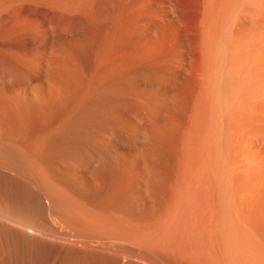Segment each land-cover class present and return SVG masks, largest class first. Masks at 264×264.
<instances>
[{
  "label": "rangeland",
  "instance_id": "rangeland-1",
  "mask_svg": "<svg viewBox=\"0 0 264 264\" xmlns=\"http://www.w3.org/2000/svg\"><path fill=\"white\" fill-rule=\"evenodd\" d=\"M263 43L264 0H0V135L15 126L18 143L34 151L88 97H100L93 105L115 127L94 131L103 156L85 154L95 158L87 170L84 157L76 168L95 187L113 162L118 174L107 197L84 198L57 178L50 160L29 161L54 213L49 222L9 224L34 232L39 246L29 260L53 264L47 247L127 254L144 264H264ZM19 94L29 112L12 101Z\"/></svg>",
  "mask_w": 264,
  "mask_h": 264
},
{
  "label": "bare ground",
  "instance_id": "bare-ground-1",
  "mask_svg": "<svg viewBox=\"0 0 264 264\" xmlns=\"http://www.w3.org/2000/svg\"><path fill=\"white\" fill-rule=\"evenodd\" d=\"M212 1V0H211ZM219 1V0H218ZM227 1V0H226ZM235 1V0H234ZM260 1V0H259ZM209 2V1H208ZM222 2V1H221ZM219 3V2H218ZM226 3V2H225ZM243 4V3H242ZM249 4V3H248ZM254 4V3H253ZM240 5H241V3H240ZM216 6V5H215ZM235 6V5H234ZM247 6V5H246ZM253 6V5H252ZM212 7V6H211ZM225 8V7H224ZM233 8V7H232ZM259 9V8H258ZM230 10H232V9H230ZM239 11V10H238ZM245 11H246V9H245ZM224 12V11H223ZM233 12V11H232ZM231 12V13H232ZM235 12V11H234ZM252 12V11H251ZM255 12H256V10H255ZM208 13V12H207ZM254 15H255V13H254ZM250 17V16H249ZM211 18H212V16H211ZM241 18V17H240ZM255 20V19H254ZM222 21H224V20H222ZM246 21V20H245ZM209 22V21H208ZM259 23V22H258ZM208 25V24H207ZM238 25V24H237ZM249 25V24H248ZM231 26V25H230ZM217 27V26H216ZM221 27V26H220ZM232 27V26H231ZM207 28V27H206ZM216 29V28H215ZM232 29V28H231ZM204 30V29H203ZM224 30V29H223ZM251 30V29H250ZM227 32H229V31H227ZM257 32V31H256ZM218 33V32H217ZM221 34H223V33H221ZM250 34V33H249ZM227 35V34H226ZM229 35V34H228ZM238 35V34H237ZM244 36V35H243ZM242 36V37H243ZM248 36V35H247ZM231 37V36H230ZM235 37V36H234ZM209 39V38H208ZM211 39V38H210ZM223 39V38H222ZM253 39V38H252ZM215 42V41H214ZM221 42V41H220ZM226 42V41H225ZM255 42V41H254ZM218 43V42H217ZM260 44V43H259ZM264 44V43H263ZM208 45H209V43H208ZM222 45V44H221ZM214 46V45H213ZM256 46V45H255ZM220 47V46H219ZM208 48V47H207ZM223 48V47H222ZM254 48V47H253ZM261 49V48H260ZM206 50V49H205ZM218 50V49H217ZM223 50H224V48H223ZM249 50H251V49H249ZM206 52V51H205ZM204 52V53H205ZM219 52V51H218ZM214 53H217L216 51L214 52ZM223 53V52H222ZM206 54V53H205ZM211 54V53H210ZM212 56V55H211ZM216 56H218V55H216ZM222 56V55H221ZM253 56V55H252ZM219 57V56H218ZM250 57V56H249ZM214 58H216L215 56H214ZM222 58V57H221ZM244 59V58H243ZM215 61H216V59H214ZM210 61V60H209ZM215 61H214V63H215ZM213 63V62H212ZM221 63V62H220ZM211 65V64H210ZM216 65V64H215ZM260 66V65H259ZM214 67H216V66H214ZM214 67H213V69H214ZM27 68V67H26ZM206 68V67H205ZM208 68V67H207ZM209 69V68H208ZM212 69V68H211ZM66 72V71H65ZM48 73V72H47ZM50 73V72H49ZM215 73V72H214ZM71 74V73H70ZM211 74V73H210ZM216 74H218V73H216ZM51 76V75H50ZM219 76V75H218ZM213 77V76H212ZM215 77V76H214ZM209 78V77H208ZM25 79V78H24ZM48 79V78H47ZM209 80V79H208ZM212 80H214V78L212 79ZM69 81V80H68ZM217 81V80H216ZM78 82V81H77ZM218 82V81H217ZM220 82V81H219ZM209 83V82H208ZM214 83V82H213ZM33 84V83H32ZM76 86V85H75ZM217 86V85H216ZM57 87V86H56ZM70 88V87H69ZM75 88V87H74ZM219 88V87H218ZM37 89V88H36ZM205 89V88H204ZM12 90V89H11ZM57 90V89H56ZM59 90V89H58ZM102 90V89H101ZM215 90V89H214ZM1 91H3V90H1ZM7 91V90H6ZM213 91V90H212ZM211 91V92H212ZM208 92V91H207ZM210 92V93H211ZM55 93V92H54ZM106 93V92H105ZM123 93V92H122ZM213 93V92H212ZM44 94V93H43ZM71 94V93H70ZM206 94V93H205ZM215 94V93H214ZM14 95V94H13ZM9 96V95H8ZM17 96V95H16ZM15 96V98L14 97H12V101L14 102L15 101V99H18V100H20V102H21V100H22V96H21V94H19L18 95V97H20V98H18V97H16ZM44 96V95H43ZM212 96V95H211ZM97 97V96H96ZM25 98H27V95L25 96ZM25 98H23L24 100H26ZM42 98L43 97H41L40 99L42 100ZM72 98V97H71ZM5 99V98H4ZM7 99V98H6ZM14 99V100H13ZM87 98H84V100H86ZM88 99H91V98H89L88 97ZM86 100L85 102H84V104H82V101H81V104L79 105V107L75 110V108L72 110L74 113L72 114L71 112V116L69 117H67V119L66 118H64L65 120H64V123L63 124H61V126L60 125H58L60 128L58 129L57 127V130L56 129H51L50 131H53V132H50L48 135L46 134H44L45 136H43L45 139H42V141H40V139L37 141V143L40 141V143L42 142L43 143V145H42V143H41V145L38 147L37 146V143H35V145H36V150L34 149L35 148V146H34V148H33V150L34 151H31L32 149L30 148V150H27V149H24V148H26V146L27 145H25V143H24V145H23V143L20 145L19 143H18V139H19V130L17 129V128H14L15 129V131H17V132H15L16 134H14V133H12L13 131V127H15V126H12V127H10V124H8V126H9V128L10 129H12L10 132L12 133V134H14V135H18V137H16L15 136V138H14V135L12 136L11 134H10V132L8 133V134H5V135H0V219H2V220H6V222L8 221V223H3V222H1V220H0V222L2 223H0L1 225H0V229H2L1 231H2V234H3V236H4V238H5V240L8 242V244H10V246H5V248L7 247L8 249H7V251H5L6 249L4 248V246L1 244V243H3V239H2V241H1V237H0V248L2 247V248H4L5 250V252H7V253H5V255H3V253L2 252H0V255H2V256H6V254H7V259L4 257V259H6L5 261H7V263L8 264H37L36 263V261L33 263L31 260H29V258H28V256L29 255H32V254H30V253H32V252H34V250L39 246V245H36V241L35 240H33L32 238H33V234L32 233H34V232H28V230L30 231V228L29 229H27L26 227L23 229L22 228V226H19V227H21V228H18L19 230H20V232H18L19 230L18 229H16V228H12V227H14V226H12L11 225V227L9 226V224H13L12 222H14V223H18V224H22L23 226L24 225H26V224H29V223H40V222H47L48 221V217H50L49 216V213L50 212H52V211H49V209H48V203H46L45 201L46 200H44V198H46V194H45V192L41 189V187H40V185H39V182H38V180H37V178H36V173H33V172H35L34 171V168L32 167L33 165H31L30 164V162H31V159L33 158L34 160L32 161V162H34L35 160H36V157H37V159L39 160V158L41 159V158H43V160L44 159H47V160H50L51 162H52V164H54L55 165V168H53V169H55L56 170V172H57V175L59 176V177H57L58 179L59 178H61V180H62V178H63V180H64V182H66V183H68V187H70L69 185H71L72 187V190L74 189V188H76L77 190H79V191H82L83 192V194H80V192L79 193H77L78 191H74V192H76L77 194H79L80 196L81 195H85L86 193L85 192H89V194H91V195H89V194H87V195H85L84 196V198L86 197V196H88L89 195V197H91V196H94V198H96L97 199V197H99L101 194L102 195H105L106 194V197H107V193L109 192V191H111V193H112V189L114 188V184H115V173H117L116 172V170L117 169H115V167H114V165H112L113 164V162H112V164L110 165L109 163V166H106V168L103 170L104 172H101V173H103L102 174V176H103V178H102V176L99 174V173H96V175L97 174H99L98 176H100L102 179H103V182L102 181H100V179H99V183H101V184H99L98 183V185H95V187H93V186H91V184H89L88 182H86V181H88V180H84L85 178L83 177H81L82 176V174L80 175V173H79V170H77L76 168L77 167H80V165L78 166V164H81V165H83L84 166V162H85V159L87 158V157H84L85 156V154H87V155H91L92 157L95 155V153H96V150L99 148V143H98V141H97V139H96V137H95V135L96 136H98L97 134H99V133H101V132H99L98 130H100L101 128L100 127H105L106 128V130L105 131H107V128H109V127H111V125L109 124H106V115L104 114V112H102V111H106V110H104V108H102L103 110L101 111H99V109L97 108V107H99L100 106V109H101V105L100 104H97L95 107H94V105L93 104H95V102L93 103V100L95 101L96 100V102L97 101H99V99H100V97H99V99L97 100V99H93V100ZM40 100V101H41ZM28 101V98H27V100L25 101V102H27ZM38 101V100H37ZM43 101V100H42ZM88 101V102H87ZM91 101V102H90ZM16 103H20L19 101L17 102V101H15ZM92 103V105H90V106H88L89 104H87V103ZM203 102V101H202ZM206 102V101H205ZM212 102V101H211ZM30 103V102H29ZM40 103V102H39ZM39 103H37L36 102V104H39ZM47 103V102H46ZM98 103V102H97ZM208 103V102H207ZM14 104V103H13ZM21 104H22V102H21ZM23 104L25 105L26 103H24V101H23ZM22 104V107H20V106H17V105H20V104H15V106H17L19 109H20V112H23V105ZM35 104V105H36ZM202 104V103H201ZM1 105V104H0ZM26 105H28V107L26 108V111H27V109L28 110H30V105L29 104H26ZM25 105V106H26ZM42 105H43V102H42ZM48 105V104H47ZM113 105V104H112ZM41 105H38L37 107L39 108ZM56 106V105H55ZM42 108H43V106H41ZM65 107V106H64ZM5 108V107H4ZM16 108V107H15ZM15 108H14V110H15ZM97 108V109H96ZM5 110V109H4ZM18 109H16V111H17ZM42 110V109H41ZM15 111V112H16ZM46 111V110H45ZM254 111V110H253ZM27 112H29V111H27ZM27 112H25V113H27ZM211 112V111H210ZM41 113V112H40ZM106 113V112H105ZM108 113V112H107ZM106 113V114H107ZM16 114H17V116L18 117H20L18 114H19V110L16 112ZM21 114V113H20ZM109 114V113H108ZM107 114V117H109L110 118V114L108 115ZM198 114V113H197ZM25 115V114H24ZM69 115V114H68ZM213 115V114H212ZM257 115V114H256ZM58 116V115H57ZM210 116H211V113H210ZM253 116H254V114H253ZM25 117H26V115H25ZM31 117V116H30ZM196 117V116H195ZM247 117V116H246ZM255 117H257V116H255ZM262 117V116H261ZM20 118H22V117H20ZM24 118V117H23ZM58 118V117H57ZM209 118V117H208ZM214 118V117H213ZM7 119V118H6ZM108 119V118H107ZM111 119L112 118H110V120L108 121L109 123H110V121H111ZM21 120V119H20ZM113 120V119H112ZM211 120V119H210ZM44 121V120H43ZM114 121V120H113ZM12 122V121H11ZM112 122V121H111ZM17 123V122H16ZM62 123V122H61ZM113 123V122H112ZM115 123V122H114ZM113 123V124H114ZM211 123V122H210ZM54 124V123H53ZM206 124V123H205ZM12 125V124H11ZM30 125V124H29ZM45 125V124H44ZM214 125V124H213ZM109 126V127H108ZM207 126V125H206ZM261 126V125H260ZM264 126V125H263ZM1 127V126H0ZM6 127V126H5ZM112 127L113 128H115L113 125H112ZM112 127L110 128L111 130H112ZM30 128V127H29ZM98 128H100V129H98ZM165 128V127H164ZM208 128V127H207ZM210 128H211V126H210ZM98 129V130H97ZM205 129V128H204ZM3 130V129H2ZM2 130H1V132H2ZM7 130V129H6ZM9 130V129H8ZM97 130V134H95L94 133V131H96ZM103 130V129H102ZM101 130V131H102ZM110 130V131H111ZM114 130V129H113ZM209 130H211V129H209ZM213 130V129H212ZM259 130V129H258ZM48 131V130H47ZM104 131V130H103ZM7 132V131H6ZM213 132H215V131H213ZM18 133V134H17ZM212 133V132H211ZM0 134H2V133H0ZM27 134V133H26ZM102 134V133H101ZM208 135V134H207ZM100 136V135H99ZM98 136V137H99ZM111 136V135H110ZM205 136V135H204ZM211 137V136H210ZM18 138V139H17ZM21 138V137H20ZM42 138V137H41ZM100 138V137H99ZM101 139V138H100ZM99 139V140H100ZM194 139V138H193ZM199 139V138H198ZM18 140V141H17ZM44 140V141H43ZM113 140V139H112ZM204 140V139H203ZM30 141V140H29ZM102 141V140H101ZM202 141V140H201ZM19 142H21V139H20V141ZM100 142V141H99ZM103 142V141H102ZM203 142V141H202ZM205 142V141H204ZM209 142V141H208ZM208 142H207V145H208ZM40 143H38V144H40ZM215 143V142H214ZM34 144V143H33ZM205 144V143H204ZM25 146V147H23V146ZM102 145H104V144H102ZM107 145V144H106ZM106 145H104L103 147H106ZM110 145V144H109ZM109 145H108V147H109ZM113 145V144H112ZM139 145V144H138ZM32 146V145H31ZM210 146V145H209ZM208 146V147H209ZM101 148H102V146H101ZM107 148V147H106ZM112 148V147H111ZM110 148V149H111ZM105 149V148H104ZM137 149V148H136ZM144 149V148H143ZM204 149V148H203ZM101 150H103V149H101ZM100 150V151H101ZM109 149H107V152H109L108 151ZM114 150V149H113ZM131 150V149H130ZM208 150V149H207ZM215 150H217V148L215 149ZM98 151V150H97ZM105 151V150H104ZM120 151V150H119ZM169 151V150H168ZM200 151V150H199ZM99 152V151H98ZM103 152V151H102ZM146 152V151H145ZM101 152H99V153H96V154H100ZM105 153V152H104ZM103 153V154H104ZM196 155V154H195ZM201 155V154H200ZM215 155H216V153H215ZM90 156V158L88 157V160L86 159V161H88L89 162V160H91V157ZM99 156V155H98ZM101 156H103L102 155V153H101ZM191 156V155H190ZM84 157V162L83 163H80L81 161H83V158ZM209 157V156H208ZM214 157V156H213ZM95 158V157H94ZM94 158H92V159H94ZM100 158V157H99ZM102 158V157H101ZM212 158V157H211ZM214 158H216V157H214ZM96 159H97V157H96ZM95 159V160H96ZM126 159V158H125ZM208 159V158H207ZM99 160V159H98ZM173 160V159H172ZM30 161V162H29ZM41 161H42V159H41ZM93 161L94 160H92V163H93ZM97 161V160H96ZM131 161V160H130ZM196 161V160H195ZM201 161V160H200ZM218 162V161H217ZM91 164V162H89L88 164H85V168H86V165H90ZM105 164V163H104ZM107 164V163H106ZM122 164V163H121ZM200 164V163H199ZM203 164V163H202ZM210 164V163H209ZM208 164V165H209ZM31 165V166H30ZM213 165V164H212ZM83 166H81L82 168H83ZM206 166H207V164H206ZM219 166V165H218ZM90 167V166H89ZM88 167V168H89ZM105 167V166H104ZM104 167H102V168H104ZM117 167V166H116ZM203 167V166H202ZM33 168V169H32ZM51 168V169H52ZM205 169H206V167H204ZM222 168V167H221ZM52 169V170H53ZM84 169V168H83ZM211 169V168H210ZM86 170H87V168H86ZM85 170V171H86ZM91 170V169H90ZM100 171H101V168L99 169ZM145 170V169H144ZM216 170V169H215ZM33 171V172H32ZM81 171V170H80ZM83 171V170H82ZM210 171V170H209ZM8 172V174L9 173H12L13 174V177L12 176H9V175H7L6 173ZM53 172H54V170H53ZM55 172V173H56ZM98 172V171H97ZM211 172V171H210ZM213 172V171H212ZM218 172V171H217ZM223 172V171H222ZM11 174V175H12ZM86 174V173H85ZM118 174V173H117ZM132 174V173H131ZM153 174V173H152ZM143 175V174H142ZM200 175V174H199ZM55 176V174L53 173V176L52 177H54ZM149 176V175H148ZM168 176V175H167ZM192 176V175H191ZM166 177V176H165ZM187 177V176H186ZM211 177V176H210ZM219 177V176H218ZM225 177V176H224ZM57 178H55V179H57ZM95 178V177H94ZM184 178V177H183ZM57 179V180H58ZM96 179H98V177L96 178ZM96 179H94L95 180V183L94 184H96L97 182H98V180H96ZM187 179V178H186ZM224 179V178H223ZM60 180V179H59ZM185 180V179H184ZM203 180V179H202ZM207 180V179H206ZM92 181V180H91ZM171 181V180H170ZM186 181V180H185ZM60 182V181H59ZM64 182H63V184H64ZM218 182V181H217ZM224 182V181H223ZM229 182V181H228ZM62 183V182H61ZM65 183V184H66ZM191 183V182H190ZM213 183V182H212ZM245 183V182H244ZM177 184V183H176ZM227 184V183H226ZM58 185V184H57ZM62 185V184H61ZM141 185V184H140ZM217 185V184H216ZM230 185V184H229ZM65 186H67V184L65 185ZM96 186H98V187H96ZM226 186V185H225ZM240 186V185H239ZM220 187V186H219ZM228 187V186H227ZM232 187V186H231ZM246 187V186H245ZM253 186H251V188H252ZM71 188H70V190H71ZM124 188V187H123ZM190 188V187H189ZM235 188V187H234ZM76 189H74V190H76ZM116 189V188H115ZM153 189V188H152ZM218 189H220V188H218ZM255 189V188H254ZM227 190V189H226ZM225 190V191H226ZM253 190V189H252ZM66 191V190H65ZM171 191V190H170ZM177 191H178V189H177ZM230 191V190H229ZM81 192V193H82ZM151 192V191H150ZM182 192V191H181ZM219 192V191H218ZM85 193V194H84ZM98 193H101L100 195L98 194ZM231 193V192H230ZM240 193V192H239ZM256 193V192H255ZM113 194V193H112ZM129 194V193H128ZM134 194V193H133ZM50 195V194H49ZM99 195V196H98ZM101 195V196H102ZM152 195V194H151ZM212 195V194H211ZM219 195H220V193H219ZM225 195V194H224ZM245 195V194H244ZM255 195V194H254ZM97 196V197H96ZM113 196V195H112ZM138 196V195H137ZM174 196V195H173ZM227 196V195H226ZM233 196V195H232ZM241 196V195H240ZM105 197V196H104ZM124 197H127V195H125ZM180 197V196H179ZM239 197V196H238ZM88 198V197H87ZM93 198V199H94ZM192 198V197H191ZM216 198V197H215ZM263 198V197H262ZM47 199V198H46ZM91 199L92 198H90V201H91ZM92 199V200H93ZM100 199H102L101 197H100ZM182 199V198H181ZM229 199V198H228ZM95 200V199H94ZM93 200V201H94ZM98 200V199H97ZM96 200V202L97 203H99V202H101V201H97ZM125 200V199H124ZM126 200H127V198H126ZM187 200V199H186ZM212 200V199H211ZM226 200H227V198H226ZM238 200H239V198H238ZM170 201V200H169ZM183 201V200H182ZM81 202V201H80ZM174 202V201H173ZM232 202V201H231ZM245 202V201H244ZM243 202V203H244ZM256 202V201H255ZM76 203V202H75ZM225 203V202H224ZM238 203V202H237ZM48 204V205H47ZM53 204V203H52ZM153 204V203H152ZM226 205H227V203H225ZM189 205V204H188ZM214 205V204H213ZM55 206V205H54ZM219 206L220 205H218V207L217 208H219ZM242 206V205H241ZM192 207V206H191ZM223 207V206H222ZM221 206H220V209H222V211H224L223 209L224 208H222ZM235 207V206H234ZM233 207V208H234ZM49 208H50V206H49ZM154 208V207H153ZM255 208V207H254ZM59 209V208H58ZM62 209V208H61ZM156 209V208H155ZM216 209V208H215ZM218 210V212H217V216L218 217H220V214H222V212H221V210ZM51 210V209H50ZM55 210V209H54ZM168 210H170V209H168ZM180 210V209H179ZM195 210V209H194ZM72 211V210H71ZM93 211V210H92ZM175 211V210H174ZM177 211V210H176ZM87 212V211H86ZM115 213V212H114ZM141 213V212H140ZM154 213V212H153ZM170 213V212H169ZM209 213V212H208ZM225 213H227V212H225L224 211V214ZM237 213V212H236ZM51 214H54L53 212L51 213ZM181 214V213H180ZM230 214V213H229ZM228 214V215H229ZM133 215V214H132ZM150 215V214H149ZM215 215H216V212H215ZM234 215V214H233ZM81 216V215H80ZM167 216V215H166ZM223 216V215H222ZM226 216H227V214H226ZM57 217V216H56ZM87 217V216H86ZM91 217V216H90ZM157 217V216H156ZM230 217V216H229ZM247 217V216H246ZM51 219H52V215H51V217H50ZM53 218H55L54 216H53ZM81 218V217H80ZM106 218V217H105ZM169 218V217H168ZM233 218V217H232ZM107 219V218H106ZM208 219V218H207ZM224 219V218H223ZM225 219H226V217H225ZM63 220V219H62ZM112 220V219H111ZM173 220V219H172ZM221 220V219H220ZM9 221H11V223H9ZM53 221V220H52ZM51 221V222H52ZM60 221V220H59ZM114 221V220H113ZM125 221V220H124ZM154 221V220H153ZM171 221V220H170ZM227 221V220H226ZM49 222V221H48ZM180 222V221H179ZM225 222V221H224ZM233 222V221H232ZM245 222V221H244ZM62 223V222H61ZM61 223H60V225H61ZM220 222H218V224H219ZM230 223H231V221H230ZM43 224V223H42ZM168 224V223H167ZM192 224V223H191ZM241 224V223H240ZM117 225V224H116ZM145 225H147V224H145ZM29 226H30V224H29ZM213 226V225H212ZM231 226V225H230ZM234 226V225H233ZM16 227V226H15ZM18 227V226H17ZM63 227H65V226H63ZM70 227V226H69ZM68 227V228H69ZM209 227V226H208ZM223 227V226H222ZM226 227V226H225ZM104 228V227H103ZM192 228V227H191ZM14 229H16V230H14ZM22 229L25 231L26 230V232H28V234L26 233V232H24V231H22ZM76 229V228H75ZM75 229H73V230H75ZM80 229V228H79ZM134 229V228H133ZM137 229V228H136ZM213 229V228H212ZM215 229V228H214ZM32 231H33V229H31ZM54 230V229H53ZM58 230V229H57ZM71 230V229H70ZM70 230H69V232H70ZM135 230V229H134ZM145 230V229H144ZM227 230V229H226ZM247 230V229H246ZM0 231V232H1ZM82 231V230H81ZM164 231V230H163ZM233 231V230H232ZM36 232V231H35ZM39 232V231H38ZM58 232V231H57ZM68 232V233H69ZM71 232H72V230H71ZM86 232V231H85ZM112 232H114V231H112ZM173 232V231H172ZM198 232V231H197ZM228 232H229V230H228ZM29 233H31L32 234V238L30 237V235H29ZM62 233V232H61ZM73 233V232H72ZM89 233V232H88ZM87 233V234H88ZM163 233H165V232H163ZM234 233H235V231H234ZM1 233H0V235H2ZM91 234V233H90ZM110 234V233H109ZM121 234V233H120ZM153 234V233H152ZM168 234V233H167ZM206 234V233H205ZM223 234H227V233H223ZM232 234V233H231ZM242 234V233H241ZM72 235V234H71ZM74 235V234H73ZM72 235V236H73ZM76 235V234H75ZM77 235H78V232H77ZM162 235V234H161ZM230 235V234H229ZM89 236H91V235H89ZM96 236V235H95ZM221 236V235H220ZM227 236V235H226ZM234 236H236V235H234ZM63 237H64V235H63ZM74 237V236H73ZM83 237V236H82ZM85 237V236H84ZM99 238H100V236H98ZM104 237V236H103ZM108 237V236H107ZM218 237V236H217ZM229 237V236H228ZM238 237V236H237ZM241 237V236H240ZM68 238V237H67ZM88 238V237H87ZM86 238V239H87ZM93 238V237H92ZM97 238V237H96ZM96 238H94V239H96ZM235 238V237H234ZM234 238H233V240H234ZM83 239H85V238H83ZM82 239V240H83ZM105 239V238H104ZM110 239V238H109ZM108 239V240H109ZM150 239V238H149ZM223 239H224V237H223ZM229 239V238H228ZM231 239V238H230ZM238 239H240V238H238ZM4 240V241H5ZM91 240V239H90ZM103 240V239H102ZM127 240V239H126ZM236 240V239H235ZM85 241V240H84ZM87 241V240H86ZM93 241V240H92ZM101 241V240H100ZM111 241V240H110ZM114 241V240H113ZM115 241H118V240H115ZM120 241H122V240H120ZM136 241V240H135ZM7 242H4V243H7ZM61 242V241H60ZM88 242V241H87ZM86 242V245L88 244ZM123 242V241H122ZM145 242V241H144ZM212 242V241H211ZM230 242V241H229ZM243 242V241H242ZM3 243V244H4ZM114 243V242H113ZM116 243H118V242H116ZM128 243V242H127ZM109 244V243H108ZM126 244V243H125ZM227 244V243H226ZM5 245V244H4ZM14 245V246H13ZM15 245H16V247H15ZM18 245V246H17ZM70 245V244H69ZM99 245V244H98ZM98 245H97V247H98ZM111 245V244H110ZM141 245V244H140ZM88 246V245H87ZM113 246V245H112ZM117 246V245H116ZM119 246H121V245H119ZM42 247V246H41ZM96 247V246H95ZM104 247V246H103ZM123 247V246H122ZM122 247H121V249H122ZM140 247V246H139ZM234 247H236V246H234ZM240 247V246H239ZM238 247V248H239ZM40 248V247H39ZM42 248H45L44 250H46L47 251V254H46V259H48L49 258V260L51 259V257L53 256V257H56L57 258V260H56V258H55V261H54V258H53V260H51V262H55V264H56V261H58V259H59V262H63L64 261V263L63 264H65V260H67L66 262H68V261H70L72 264H73V260H74V262H76L77 260H79L78 262H80L81 261V263L82 264H144V262H145V260H144V262H143V260H142V262H137V260H136V262H134L132 259H130V258H128L126 255H119L118 254V256L117 255H107V256H103L102 254H99V252L97 253V251H93V250H89V251H82V253H80L79 252V254H78V252L76 253V252H74V254L73 253H69V251H61V252H58L57 254H53L52 253V250L51 249H49V248H47V247H42ZM100 248H102V247H100ZM105 248H107V246H105ZM104 248V249H105ZM123 248H125V246L123 247ZM136 248V247H135ZM156 248V247H155ZM232 248V247H231ZM103 249V248H102ZM110 249H112V247L110 248ZM119 249H120V247H119ZM126 249V248H125ZM134 249V248H133ZM229 249H230V246H229ZM236 249V248H235ZM244 249H245V247H244ZM3 249H0V251H2ZM36 250H38V248L36 249ZM41 250V249H40ZM43 250V249H42ZM78 250V249H77ZM82 250V249H81ZM84 250V249H83ZM106 250V249H105ZM104 250V251H105ZM116 250V249H115ZM129 250H131L132 251V249L131 248H129L128 249V251ZM158 250V249H157ZM246 250V249H245ZM3 251V252H4ZM134 251H135V249H134ZM140 251V250H139ZM141 251H143V250H141ZM40 252V251H39ZM54 252V251H53ZM68 252V253H67ZM112 252V251H111ZM114 252V251H113ZM138 252V251H137ZM146 252V251H145ZM224 252V251H223ZM236 252V251H235ZM240 252V251H239ZM35 253V252H34ZM42 253H44V252H42ZM56 253V252H55ZM76 253V254H75ZM130 253V252H129ZM135 253V252H134ZM134 253H132L133 255H134ZM143 253V252H142ZM107 254H109V253H107ZM125 254V253H124ZM141 254V252L139 253V255ZM146 254V253H145ZM159 254V253H158ZM231 254V253H230ZM243 254V253H242ZM251 254V253H250ZM40 255V254H39ZM43 255V254H42ZM104 255H106V253L104 254ZM129 255V254H128ZM142 256L144 255V254H141ZM141 255H140V258H141ZM232 255V254H231ZM235 255V254H234ZM238 255V254H237ZM243 255H245V254H243ZM1 256V257H2ZM36 256V255H35ZM47 256H48V258H47ZM138 256V255H137ZM146 256H147V254H146ZM226 256V255H225ZM242 256V255H241ZM0 257V258H1ZM38 257V256H37ZM135 257V256H134ZM139 257V256H138ZM144 257V256H143ZM261 257V256H260ZM36 258V257H35ZM116 258H118V259H116ZM136 258V257H135ZM135 258H134V260H135ZM147 258V257H146ZM145 258V259H146ZM149 258H150V256H149ZM155 258V257H154ZM153 258V259H154ZM233 258V257H232ZM244 258V257H243ZM44 259V258H43ZM61 259V260H60ZM77 259V260H76ZM126 259H127V261H126ZM129 259V260H128ZM142 259H144V258H142ZM175 259V258H174ZM2 260V259H1ZM8 260H9V262H8ZM34 260H36V259H34V257H33V261ZM76 260V261H75ZM147 260V259H146ZM156 260H157V258H156ZM4 261V260H3ZM129 261V262H128ZM133 261V262H132ZM138 261H140V260H138ZM158 261H160V260H158ZM2 264H3V262L2 261H0ZM50 262V263H51ZM54 262H53V264H54ZM69 262V264H71ZM78 262H76V263H78ZM0 263V264H1ZM6 263V262H5ZM49 262H48V260H46V263H44V264H48ZM75 263V264H76ZM155 263V262H154ZM159 263V262H158ZM162 263V262H161ZM166 263V262H165ZM173 263V262H172ZM38 264H39V262H38ZM41 264H43L42 262H41ZM52 264V263H51ZM57 264H62V263H57ZM80 264V263H79ZM149 264V263H148ZM151 264V263H150ZM153 264V263H152ZM160 264V263H159ZM194 264V263H193ZM237 264V263H236ZM256 264V263H255Z\"/></svg>",
  "mask_w": 264,
  "mask_h": 264
}]
</instances>
